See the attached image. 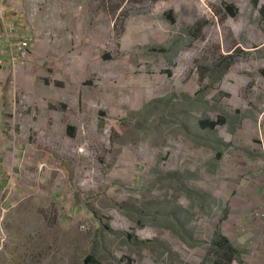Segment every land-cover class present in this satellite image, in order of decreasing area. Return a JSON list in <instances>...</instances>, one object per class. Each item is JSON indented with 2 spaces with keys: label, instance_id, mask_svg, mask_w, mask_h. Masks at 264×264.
I'll return each instance as SVG.
<instances>
[{
  "label": "rangeland",
  "instance_id": "1",
  "mask_svg": "<svg viewBox=\"0 0 264 264\" xmlns=\"http://www.w3.org/2000/svg\"><path fill=\"white\" fill-rule=\"evenodd\" d=\"M38 1L29 60L0 45V264H255L213 243L264 197V0Z\"/></svg>",
  "mask_w": 264,
  "mask_h": 264
},
{
  "label": "crops",
  "instance_id": "2",
  "mask_svg": "<svg viewBox=\"0 0 264 264\" xmlns=\"http://www.w3.org/2000/svg\"><path fill=\"white\" fill-rule=\"evenodd\" d=\"M61 31H63V29L59 30V32ZM100 34L101 33H99V35ZM0 36L3 35L1 34ZM2 43L5 44V42L0 40V45H2ZM65 43L63 45H65ZM59 49L62 50L61 46ZM70 62L72 65L71 67L74 70L73 74H70V76L75 78L78 76L75 73L77 62L75 59ZM80 78L81 77H79L78 80H80ZM1 174L2 173H0V175ZM3 184L4 182H0V185ZM59 184L60 182H58L57 186H59ZM56 190L59 192L50 194V199L47 198V203L51 202L55 205H64V203L67 202L66 193L61 192L59 188ZM262 193H264V188L262 189ZM253 207L255 208L252 211L250 219L245 220V222H240L239 224L241 225L239 226H237L238 224H235L233 227H230L229 225L223 226L222 232L217 233V236L227 239L229 244L234 247L235 250L239 247L240 249L238 248L239 251L236 254H240V256H250L251 261H254L255 264H264V221L257 216V212H263L264 210V197H261L259 204H254Z\"/></svg>",
  "mask_w": 264,
  "mask_h": 264
},
{
  "label": "built area",
  "instance_id": "3",
  "mask_svg": "<svg viewBox=\"0 0 264 264\" xmlns=\"http://www.w3.org/2000/svg\"><path fill=\"white\" fill-rule=\"evenodd\" d=\"M10 7V8H9ZM42 7V4L38 0H33L31 4L26 8H24L23 0H0V23L3 21L5 14L7 13V9L14 11L15 14H25L26 15V30L20 32L19 30L14 28V25H7L4 27V31L0 29V35L7 36V41L5 40L4 47H9L7 50L12 49V53L10 54L12 59L11 62H26L30 58V52L38 46V40L36 37L35 30L37 28V20L38 13ZM63 37H51L49 33H47V38L45 40V46L57 47L63 42ZM9 43V44H8ZM49 48V49H50ZM46 51L43 52L45 54ZM2 61L0 60V64ZM31 123H33L30 120ZM3 122H0L2 125ZM257 216L260 217L261 220L264 221V210L263 212H257Z\"/></svg>",
  "mask_w": 264,
  "mask_h": 264
},
{
  "label": "trees",
  "instance_id": "4",
  "mask_svg": "<svg viewBox=\"0 0 264 264\" xmlns=\"http://www.w3.org/2000/svg\"><path fill=\"white\" fill-rule=\"evenodd\" d=\"M231 10V9H230ZM232 12V11H231ZM233 13V12H232ZM262 16H263V19H264V9L262 11ZM228 67V65H226V68ZM225 68V69H226ZM201 127L203 128H210L212 126H215V122H212V124H209L208 122H201ZM214 247L217 248L219 251H220V254L222 255H225L223 256V260L224 259H229L232 261V259L234 258L235 256V249L234 247H232L228 240L223 238V237H216L214 243H213ZM83 264H98L95 259L92 257V256H88Z\"/></svg>",
  "mask_w": 264,
  "mask_h": 264
}]
</instances>
